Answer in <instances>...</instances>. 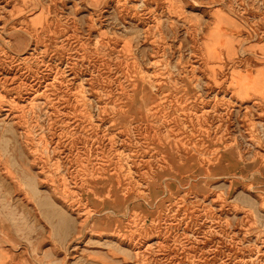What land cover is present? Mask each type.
<instances>
[{"label":"rangeland","instance_id":"374dc122","mask_svg":"<svg viewBox=\"0 0 264 264\" xmlns=\"http://www.w3.org/2000/svg\"><path fill=\"white\" fill-rule=\"evenodd\" d=\"M0 264H264V0H0Z\"/></svg>","mask_w":264,"mask_h":264},{"label":"bare ground","instance_id":"6f19581e","mask_svg":"<svg viewBox=\"0 0 264 264\" xmlns=\"http://www.w3.org/2000/svg\"><path fill=\"white\" fill-rule=\"evenodd\" d=\"M219 21V20H218ZM156 88V87H155Z\"/></svg>","mask_w":264,"mask_h":264}]
</instances>
